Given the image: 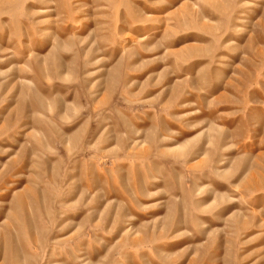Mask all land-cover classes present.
Wrapping results in <instances>:
<instances>
[{
	"label": "rangeland",
	"instance_id": "374dc122",
	"mask_svg": "<svg viewBox=\"0 0 264 264\" xmlns=\"http://www.w3.org/2000/svg\"><path fill=\"white\" fill-rule=\"evenodd\" d=\"M0 264H264V0H0Z\"/></svg>",
	"mask_w": 264,
	"mask_h": 264
}]
</instances>
